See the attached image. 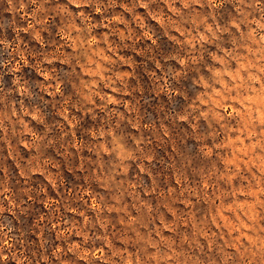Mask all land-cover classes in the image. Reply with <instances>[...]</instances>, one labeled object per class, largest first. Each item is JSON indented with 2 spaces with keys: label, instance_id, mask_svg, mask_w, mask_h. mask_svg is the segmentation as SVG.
Returning <instances> with one entry per match:
<instances>
[{
  "label": "rangeland",
  "instance_id": "rangeland-1",
  "mask_svg": "<svg viewBox=\"0 0 264 264\" xmlns=\"http://www.w3.org/2000/svg\"><path fill=\"white\" fill-rule=\"evenodd\" d=\"M0 250L264 264V0H0Z\"/></svg>",
  "mask_w": 264,
  "mask_h": 264
},
{
  "label": "clouds",
  "instance_id": "clouds-1",
  "mask_svg": "<svg viewBox=\"0 0 264 264\" xmlns=\"http://www.w3.org/2000/svg\"><path fill=\"white\" fill-rule=\"evenodd\" d=\"M241 2H243V0H241ZM105 139L107 140L108 139V137L107 136H105ZM6 259V257L4 256V254H3V251L2 250H0V261H3V260H5Z\"/></svg>",
  "mask_w": 264,
  "mask_h": 264
}]
</instances>
